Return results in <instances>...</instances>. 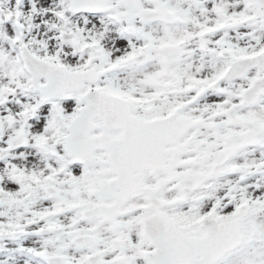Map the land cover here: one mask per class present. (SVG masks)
Wrapping results in <instances>:
<instances>
[{
  "label": "snow or ice",
  "instance_id": "1",
  "mask_svg": "<svg viewBox=\"0 0 264 264\" xmlns=\"http://www.w3.org/2000/svg\"><path fill=\"white\" fill-rule=\"evenodd\" d=\"M0 264H264V0H0Z\"/></svg>",
  "mask_w": 264,
  "mask_h": 264
}]
</instances>
